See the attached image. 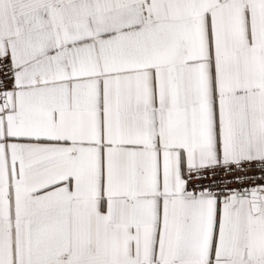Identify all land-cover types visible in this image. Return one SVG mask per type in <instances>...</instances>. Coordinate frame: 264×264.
Masks as SVG:
<instances>
[{
	"label": "snow or ice",
	"instance_id": "snow-or-ice-1",
	"mask_svg": "<svg viewBox=\"0 0 264 264\" xmlns=\"http://www.w3.org/2000/svg\"><path fill=\"white\" fill-rule=\"evenodd\" d=\"M0 264H264V0H0Z\"/></svg>",
	"mask_w": 264,
	"mask_h": 264
}]
</instances>
